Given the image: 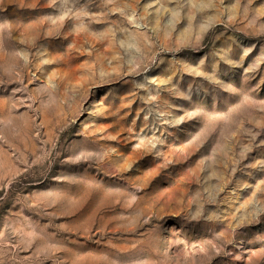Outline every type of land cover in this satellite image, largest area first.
<instances>
[{
  "label": "rangeland",
  "instance_id": "rangeland-1",
  "mask_svg": "<svg viewBox=\"0 0 264 264\" xmlns=\"http://www.w3.org/2000/svg\"><path fill=\"white\" fill-rule=\"evenodd\" d=\"M0 264H264V0H0Z\"/></svg>",
  "mask_w": 264,
  "mask_h": 264
}]
</instances>
